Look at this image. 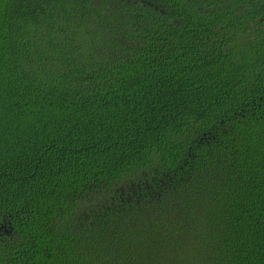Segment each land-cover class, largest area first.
I'll list each match as a JSON object with an SVG mask.
<instances>
[{
	"label": "trees",
	"instance_id": "16d2710c",
	"mask_svg": "<svg viewBox=\"0 0 264 264\" xmlns=\"http://www.w3.org/2000/svg\"><path fill=\"white\" fill-rule=\"evenodd\" d=\"M0 264H264V0H0Z\"/></svg>",
	"mask_w": 264,
	"mask_h": 264
}]
</instances>
